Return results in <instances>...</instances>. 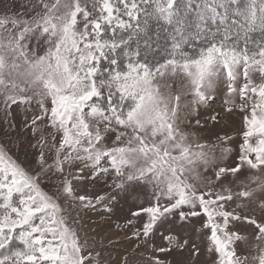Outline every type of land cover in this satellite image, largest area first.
Wrapping results in <instances>:
<instances>
[{"label":"snow or ice","instance_id":"obj_1","mask_svg":"<svg viewBox=\"0 0 264 264\" xmlns=\"http://www.w3.org/2000/svg\"><path fill=\"white\" fill-rule=\"evenodd\" d=\"M40 2L43 11L37 12L31 20L0 18V29L11 26L7 41L0 39V92L8 88H19L21 92L26 90L11 79L22 61L27 66L23 75L27 77L25 83L28 87H39L43 96L50 98V108H45L41 101L42 115L34 117L32 123L36 124L50 112V127L63 134L54 165L57 171L63 172V163L78 159L91 161L95 173L105 157L117 177H125L124 170L131 169L126 175L127 181H148L158 189L156 205L133 213L138 216L146 212L149 216L143 226L145 242L157 221L167 220L175 210H181L179 217L182 221L202 212L207 217L204 227L211 233L208 250L219 255V264H241L232 245L242 237L229 231L228 226L230 219L241 220L242 217L226 211L224 204L218 203L230 201L233 196L229 191L227 195L217 194L215 199H205L204 194H197L194 186L182 178L185 165H207L210 160L203 151L191 153V146L185 143L186 135L177 127L180 96H165L154 82L157 77L165 75L166 69L173 74L180 70L192 86L196 98L194 103L205 102V90L211 88L221 69L227 70L229 91H235L231 81L236 79L242 66L245 83L240 89L241 99H258L252 101L250 113L244 119L246 130L240 163L232 169L220 168L217 179L221 173H236L245 165L253 170L264 168V82L255 84L250 77V70L264 77V45L250 55L246 46L239 49L230 43L232 28L236 29L237 38L241 34L244 36L245 42L250 32H264V0H249L243 9L236 8L231 16L228 6L238 4L239 0H203L197 16L199 22L195 25L196 35L201 34L209 21L218 25L215 33H205L210 36L208 46L201 50L198 58L183 57L181 53L177 59L173 55L154 71L146 60L137 59L141 56L139 42L136 51L132 52L129 51V41L133 34L139 36L143 33L145 49L150 48L148 18L155 17L167 25H174L173 50L179 53L190 25L180 17L177 0H93L92 6L99 12L93 19H90L91 12L86 4L82 6L81 0H54L51 4L47 0ZM125 16L127 20L123 19ZM141 16L144 17L143 22ZM81 21L83 30H80ZM104 25L112 26L114 32L116 29L132 31L128 39L105 40L102 38ZM219 26H225V29L218 40ZM37 32L47 37L45 42L49 47L43 55H37L28 48L27 40ZM117 50L127 57L126 71L119 70ZM101 59H108L110 65L117 67L110 69L105 76L101 70ZM7 99L13 103L17 100L15 96ZM245 107L246 104H242L241 110ZM116 127L131 129V138L126 146L105 147L102 143L105 134ZM124 135L126 133L117 132L116 140ZM65 146L71 151L62 161L60 151ZM72 152L76 153L74 157ZM138 160H143L139 167ZM40 164H44L43 153ZM41 171H44L43 167ZM100 171L107 172V169L101 168ZM92 178L95 179V175ZM257 180L259 177H254L253 183ZM117 187H123V181ZM259 190H264V182L257 189L242 191L238 195L246 198ZM63 194L78 199L85 207L91 206L87 197L74 196L68 180L63 183ZM161 197L169 203L161 206ZM57 201L58 194L49 195L39 187L38 175L21 167L0 148V264H93V259L84 254L85 245L81 244L77 232L60 215L63 210ZM184 207L189 211H183ZM259 208L264 210V201ZM216 217L222 218L223 223L217 222ZM243 219L255 225L258 230L256 238L264 240V223L248 216ZM136 237L140 238L139 232ZM166 238L170 244L174 243L172 237ZM13 242L22 247L13 249ZM254 259L258 264H264V249Z\"/></svg>","mask_w":264,"mask_h":264},{"label":"rangeland","instance_id":"obj_2","mask_svg":"<svg viewBox=\"0 0 264 264\" xmlns=\"http://www.w3.org/2000/svg\"><path fill=\"white\" fill-rule=\"evenodd\" d=\"M47 2L51 4L54 0H47ZM248 2L249 0H239L238 4L229 5V15L231 16L232 12L240 6L243 9ZM81 4L87 5L91 12L90 19L99 15L98 10L92 6L93 0H81ZM202 5L203 0H177L180 17L187 20L190 25L178 56L173 50L174 25H167L151 17L152 21H155L154 25L159 24V27L153 25V28L147 29V34L151 37V47L145 49L146 37L143 33L139 36L133 34V38L129 41L132 52L136 51L140 41L139 48L143 50L141 49V56L137 59L146 60L154 71L166 64L173 55L177 59L180 58L181 53L183 57L198 58L201 50L208 46L210 40V36L205 33H214L218 27L217 24L209 21L201 34L196 35L198 30L195 25L199 22L197 16ZM42 11L40 0H0V18L15 17L31 20L37 12ZM123 19L127 20V17ZM143 20L144 17L141 16V22ZM161 26L162 29H160ZM10 27L9 25L8 28L0 29V39L5 42L9 38ZM224 29L225 26H219V31L223 34ZM80 30H83L82 21ZM131 31V29H116L114 32L112 26L104 25L102 38L105 40L113 38L119 40L121 37L128 39ZM234 31L236 29L232 28L230 43L239 49L245 48L241 46H246L249 51L256 52L260 45H264V42L255 45L248 40L247 43H242L240 36L237 39L233 38ZM159 33H162V36H168L165 42L166 49L173 52L170 56L168 55L167 60H163L159 53H154V50L163 46ZM46 39V36H41L38 32L32 35L27 40L29 50H34L37 55H43L49 47L45 42ZM117 59L119 70L126 71L127 57H124L119 50H117ZM20 63L21 67L13 72L11 79L21 84L26 90L21 92L19 88H8L0 92V148H3L6 155L21 167L31 174L38 175L39 187L44 192L49 195L58 194L57 202L63 210L60 215L64 216L68 225L77 232L81 244L85 245L84 254L93 259V264L97 261L98 264H156L157 261H160V264H219V255L214 250L211 252L208 250L211 233L210 229L204 227L207 217L202 212L199 216H188L182 221L179 217L181 210H175V214L170 215L167 220L157 221L155 229L145 242L143 226L148 222L149 216L146 212H141L138 216L133 213L156 205L155 196L158 189L148 181H127L126 175L131 169L124 170L125 177H117L108 158L105 157L100 161L95 173L91 161L78 159L63 163V172L57 171L54 165L63 134L50 127L48 119L50 112L44 115L43 119L37 120L36 124L32 123L34 117L42 115L41 101L45 108H50V98L44 97L43 90L39 87H28L25 83L27 77L23 75L26 73L27 66L22 61ZM100 65L105 76L110 69L114 70L117 67L110 65L108 59H101ZM164 71L165 75L157 77L154 83L160 86V91L165 96H180L177 127L186 135L185 143L191 146V153L203 151L210 160L207 165L203 163L185 165L186 171L182 178L194 186L197 194H204L205 199H215L217 194L227 195L229 191L231 192L232 200L218 203L224 204L226 211L235 212L242 217L241 220H229L228 230L242 237L236 240L232 247L235 248L236 257L240 258L241 264H258V260L254 258L258 257L264 249V240L256 238L258 230L255 225L248 224L243 217H252L264 223V210L259 208L261 201H264V190L253 191L252 195L246 198L239 196L238 193L257 189L258 185L264 182V168L253 170L245 165L239 172L221 173L217 179L220 168L232 169L240 163L243 133L246 130L244 119L250 113L252 101L258 97H252L247 101L241 99L240 89L245 83L242 66L237 72L236 79L231 81L235 91H229L230 81L227 70L221 69L214 78L211 88L205 90L207 100L195 103L196 98L188 78L180 70H177L175 74L170 69ZM250 77L255 84L264 82V77L255 70H250ZM8 96H15L16 102L8 100ZM242 104H246L243 111ZM33 129H36L35 133ZM117 132H124L126 135L117 141ZM131 136V129L116 127L105 134V140L102 143L109 148L126 146ZM197 145L202 147L198 148ZM70 151L71 149L65 146L60 151V160L63 161L64 156ZM41 153L44 156L43 166L40 164ZM75 155L76 153L72 152V156ZM192 158L195 159V156ZM142 164L143 160L137 161V167ZM42 167L44 171H41ZM101 168L107 169V172L100 171ZM94 175L95 179L92 178ZM254 177H259L255 183H253ZM65 180L71 182L74 196L87 197V200L91 201V206L85 207L78 199L64 195ZM121 181H123V187H117ZM87 200L84 203H87ZM168 203L169 201L161 197L159 201L161 206ZM183 211L188 212L189 209L184 207ZM215 219L223 223L222 218ZM138 232L139 239L136 237ZM169 236L173 238L174 243H169L166 238ZM11 247L15 249L22 246L18 242H13ZM162 248L166 250L160 251Z\"/></svg>","mask_w":264,"mask_h":264},{"label":"trees","instance_id":"obj_3","mask_svg":"<svg viewBox=\"0 0 264 264\" xmlns=\"http://www.w3.org/2000/svg\"><path fill=\"white\" fill-rule=\"evenodd\" d=\"M241 4L244 5V3H241ZM239 8L241 9L242 6H240ZM148 21H149L150 23L148 22L147 29H148V28H149V29L153 28V25H154L155 21H152L151 17L148 18ZM154 26L159 27V24L154 25ZM160 29H162V26L160 27ZM152 31H154V30H152ZM161 31H162V30H161ZM215 32H216V31H214V33H215ZM219 32H220V33H219L218 36H217V39H218V40L224 35L223 33H221V31H219ZM211 33H212V32H211ZM234 33H235V35H234L233 38L237 39L236 31H234ZM157 34H158V33H157ZM159 34H160V36H161V37L159 36V39H161L160 41H162L163 46H162V48H159L158 50H154V51H155L154 53H159V54L161 55L160 57H162L163 60H167L168 55L170 56L171 54H173V52H172V51H169V50L166 49L167 46H166L165 42H167L166 37L168 38V36H162V33H159ZM240 37H241L242 43L245 42V39L243 38V36L240 35ZM248 41H249V42H252V43L255 44V45H257V43L264 42V32H261V31L259 30V31H254L253 33H252V32L249 33V34H248ZM139 43H140V41H139ZM246 43H247V42H246ZM241 47H245V46H241ZM141 49H142V48H141ZM142 50H143V49H142ZM129 51H132V48H129ZM146 52H147V51H146ZM149 52H150V51H149ZM180 52H181V50H180ZM180 52H179V53H180ZM179 53H176V55L178 56ZM253 53H255V52L252 51V50L249 51V54H250V55L253 54ZM174 54H175V53H174ZM176 58H177V57H176Z\"/></svg>","mask_w":264,"mask_h":264}]
</instances>
